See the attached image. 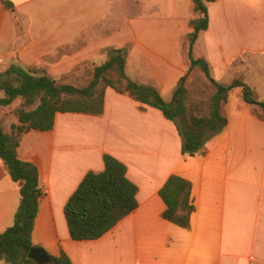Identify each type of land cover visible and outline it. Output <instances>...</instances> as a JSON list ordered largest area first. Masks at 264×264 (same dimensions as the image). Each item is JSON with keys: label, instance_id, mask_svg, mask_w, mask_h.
I'll return each instance as SVG.
<instances>
[{"label": "crops", "instance_id": "1", "mask_svg": "<svg viewBox=\"0 0 264 264\" xmlns=\"http://www.w3.org/2000/svg\"><path fill=\"white\" fill-rule=\"evenodd\" d=\"M208 8L210 26L194 56L209 62L214 78L228 83L240 58L262 64L264 0H218ZM193 17V0H0V75L16 83L9 72L36 67L56 80L128 49L127 76L171 102L189 71L183 37ZM230 93L227 127L195 157L182 154L178 128L160 110L112 88L103 115L59 113L53 130L25 134L18 156L38 170L44 193L34 246L51 257L64 253L72 264H264V121L242 88ZM21 102L0 105L8 132L19 124ZM105 154L127 166L139 207L103 237L75 241L66 204L90 171L105 169ZM172 175L193 185L189 229L163 218L160 191ZM20 202L0 158V235L13 226Z\"/></svg>", "mask_w": 264, "mask_h": 264}, {"label": "trees", "instance_id": "2", "mask_svg": "<svg viewBox=\"0 0 264 264\" xmlns=\"http://www.w3.org/2000/svg\"><path fill=\"white\" fill-rule=\"evenodd\" d=\"M217 1L193 0L191 32L183 37L189 71L181 78L171 102H166L156 88L140 85L127 76L128 49L110 50L103 65L86 70L85 82L80 85L55 80L45 73L39 76L41 71L36 67L9 72L16 74V83L0 81V90L6 96L0 98L1 106L22 99L15 111L18 125H13L8 132L0 120V158L12 180L19 185L21 194L13 226L0 235V261L36 264L28 254L35 247L32 237L44 193L38 170L19 159L18 149L28 132L53 130L57 114L101 116L106 90L112 88L138 103L160 110L166 119L174 122L183 141L182 154L192 157L201 155L207 143L227 127L226 106L233 88L243 89L244 100L252 114L264 121V101L257 99L250 86L242 79L234 80L230 86L218 82L211 74L209 62L194 56L195 44L210 26L208 4ZM197 70L205 80L200 87L190 82V76ZM103 159L105 169L90 171L66 204L69 233L75 241L103 237L139 207V187L129 179L127 166L110 154H105ZM192 191L193 185L188 179L172 175L160 191L166 204L163 218L189 229L195 211ZM52 259L54 264H72L64 253Z\"/></svg>", "mask_w": 264, "mask_h": 264}, {"label": "rangeland", "instance_id": "3", "mask_svg": "<svg viewBox=\"0 0 264 264\" xmlns=\"http://www.w3.org/2000/svg\"><path fill=\"white\" fill-rule=\"evenodd\" d=\"M91 66L93 65H87L86 67L77 69L74 73H71L69 75H63L59 79H56V80H59L65 83L74 84V85L83 84L86 78L85 76L86 70ZM234 67H235L236 73L235 75L234 74L232 75L231 80L228 83H222V82L220 83L230 86L232 85L234 80L242 79L248 86L251 87L257 99L260 101H264V62L262 64L258 60H252L250 62L249 59H247V57H244V58H240L237 61H235ZM39 71H41L39 72V76L45 72L42 69H39ZM0 81L1 83H12V84L14 83V80L7 78V77H0ZM204 81L205 80L202 74H200L199 70L195 71V74L190 76V82H193L196 86H199V87L202 86ZM226 109H227V106H226ZM226 114H227V110H226Z\"/></svg>", "mask_w": 264, "mask_h": 264}, {"label": "water", "instance_id": "4", "mask_svg": "<svg viewBox=\"0 0 264 264\" xmlns=\"http://www.w3.org/2000/svg\"><path fill=\"white\" fill-rule=\"evenodd\" d=\"M28 258L36 264H54L52 257L43 248L33 247Z\"/></svg>", "mask_w": 264, "mask_h": 264}]
</instances>
